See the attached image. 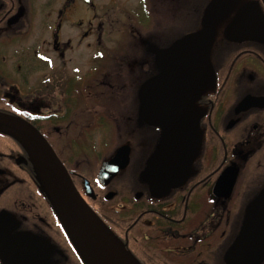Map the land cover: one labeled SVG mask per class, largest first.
<instances>
[{
  "label": "flooded vegetation",
  "instance_id": "af4514ba",
  "mask_svg": "<svg viewBox=\"0 0 264 264\" xmlns=\"http://www.w3.org/2000/svg\"><path fill=\"white\" fill-rule=\"evenodd\" d=\"M92 1L0 0V113L44 135L139 264H264V0ZM81 8L123 40L70 63ZM111 135L129 162L104 183ZM0 264H87L3 132Z\"/></svg>",
  "mask_w": 264,
  "mask_h": 264
},
{
  "label": "water",
  "instance_id": "95a60500",
  "mask_svg": "<svg viewBox=\"0 0 264 264\" xmlns=\"http://www.w3.org/2000/svg\"><path fill=\"white\" fill-rule=\"evenodd\" d=\"M93 4L92 0H85ZM0 132L19 140L64 227L87 264H139L103 224L77 190L70 173L44 135L30 123L0 113ZM129 146H120L103 163L99 178L109 182L129 162Z\"/></svg>",
  "mask_w": 264,
  "mask_h": 264
},
{
  "label": "rangeland",
  "instance_id": "374dc122",
  "mask_svg": "<svg viewBox=\"0 0 264 264\" xmlns=\"http://www.w3.org/2000/svg\"><path fill=\"white\" fill-rule=\"evenodd\" d=\"M45 1V0H44ZM66 0H55V5L58 7H62L65 4ZM95 4L100 5L101 4V0H94ZM81 11H76L73 12V16H75L74 19H81L84 21L82 27H76L74 26L72 23H65V32H64V38L62 41H66L67 39H72V48H70L69 51H67L66 54V61H68V59L70 60V63H72V60H77V57H81L80 54L81 53H88V52H94L96 50H98V41L96 40L97 36L100 35V33L102 34V41L103 44L107 47V50L110 52L116 51L120 45H122V42L119 43L118 41L121 40L122 38H119L120 36V32L119 30H117L116 28H107L105 29H101L99 27V23H97L96 21L99 18H96L93 16V14H90L87 12V10L84 8L80 9ZM56 19V18H55ZM91 20L92 21V26H94L93 28H91V37L90 38H86V39H82V34H80V32H84V30L89 29L88 28V23L87 21ZM96 22V23H95ZM123 40V39H122ZM57 60H61L60 58H57ZM111 138H109V148H108V154L109 157L112 155V153L115 151L116 147L119 145L118 142L120 143L119 140H117V136L116 135H111Z\"/></svg>",
  "mask_w": 264,
  "mask_h": 264
}]
</instances>
